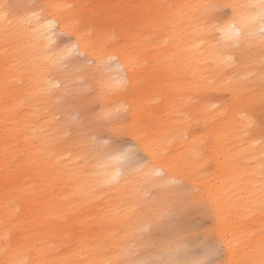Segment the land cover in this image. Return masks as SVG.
<instances>
[{"label":"bare ground","instance_id":"1","mask_svg":"<svg viewBox=\"0 0 264 264\" xmlns=\"http://www.w3.org/2000/svg\"><path fill=\"white\" fill-rule=\"evenodd\" d=\"M217 1L177 0L169 14L171 40L151 46L157 24L153 14L166 17L167 7L161 0H140L148 5L141 8L143 27L134 30L132 49L119 53L105 49L100 39H90L79 26H70L54 13L30 19L35 12L24 0H12V9H0V264H147L150 257L157 261L169 255L189 260L193 242L180 228L156 244L150 243L151 233L146 232L147 226L165 219L168 207L180 204L181 188L172 182H183L188 173L190 185L200 188L188 196L190 201L198 199L213 218L210 232L223 244V264H259L264 259V161H260L264 129L255 126L250 104L257 94L264 97V45L256 39L233 47L217 27L221 22H238L243 6L257 0H222L230 14L213 17ZM49 21L71 33L70 49L85 54L97 66L118 56L131 83L145 60L174 68L173 75L175 67L189 71L191 85L174 77L165 84H172L180 94L193 89L194 112L204 119L214 142L200 136L183 144L181 134H173L175 126L161 122L151 132L142 131L134 123L140 112L134 103L130 108L133 136L146 162L131 174L117 155L94 148L85 135L69 140L62 122L40 124L28 111L41 103L51 107L54 86L59 84L52 70L60 64L50 55L48 42V37L53 40V28L44 27ZM144 30L148 33L142 36ZM116 82L111 85L115 93L124 88L126 79L117 76ZM219 88L236 98L223 130L215 127L214 105L204 95ZM244 94L246 100H242ZM12 95L14 104H5ZM170 100L179 106L177 100ZM172 112L181 117L174 124L190 116ZM111 113L112 109L103 108L101 116L109 118ZM228 144L256 164L247 169L231 164L232 157L221 150ZM210 166H215L223 189L216 185ZM116 173V181L108 183ZM248 180L254 188L251 194L227 195L229 186Z\"/></svg>","mask_w":264,"mask_h":264},{"label":"rangeland","instance_id":"2","mask_svg":"<svg viewBox=\"0 0 264 264\" xmlns=\"http://www.w3.org/2000/svg\"><path fill=\"white\" fill-rule=\"evenodd\" d=\"M6 4L11 6L12 0H5ZM29 7L34 9L35 13L40 14V18L48 17L51 13L61 17L62 21L66 19L70 26H79L83 29V34L90 39H100L104 44V48L119 52H127L132 49L135 39L134 30L140 25L143 27V17L145 14L141 12L142 4L140 0H24ZM177 0H161L166 6L165 11L168 16L162 17L160 12L152 20L157 21L152 45L158 41H170L172 38L173 26L170 24L169 14L176 9ZM214 13L222 17L230 14V7L226 2L218 0L214 3ZM162 7V6H161ZM13 8L12 6L10 7ZM161 11V10H160ZM151 31V28L150 30ZM91 32H93L91 34ZM148 31L144 30L141 35H147ZM51 35L53 40L51 43V52L53 60L58 62L60 66L58 70H52L55 73V79L59 84L54 86V99L51 107H46L41 103L36 108H31L28 113L36 115L42 123H53L58 125L60 122L64 125L65 135L70 140L79 134L85 135L93 141L94 148H102L109 155L111 152L117 157L125 149L129 147L135 148V156L133 159L121 160L125 172L134 174L146 162L145 156L137 149L133 136L132 117L130 108L134 103L140 107V112L135 117L134 123L145 132H151L157 122L161 125L175 126L173 134H181L183 144H190L194 138L200 136L205 137L208 141L214 142L213 136L206 130V122L202 117H198L195 112V104L197 101L193 89L187 92L176 91L172 84L166 85L165 82L171 83L173 77L179 82L183 81L187 85H191V73L183 71L179 67H175L177 72L173 75V69H167L160 66H153L151 60H145L136 70L132 83L129 80L128 70L120 65L119 57L109 60L107 58L101 66L89 59L85 54L72 50V54L61 59L62 50L70 49L74 42V37L67 31H61L58 27H53ZM167 35V37H165ZM154 52V51H153ZM134 66V65H133ZM173 76H170L169 74ZM117 76L126 79L124 88L115 93L111 90V85L119 84L116 82ZM19 86L21 81L18 82ZM214 105L215 119L214 125L218 130L224 129V122L228 118L230 107L236 102V98L222 88L213 92L204 94ZM14 96L7 98L5 104H14ZM247 94L242 96V100H246ZM172 100H177L179 106L174 107ZM149 104V105H146ZM250 104L253 106L252 115L256 120L255 126L261 131L264 129V97L257 94ZM103 108L112 109L109 118H103L101 111ZM173 110L190 116L187 121L174 124L181 117L176 116ZM27 109L23 108V113ZM170 128L169 130L171 131ZM264 132V131H263ZM227 133V131L225 132ZM262 135V132H261ZM74 136V137H73ZM263 143L264 144V135ZM228 144L221 150L228 153L231 158V164H236L239 169L248 168L255 161H249L245 157L236 152V148ZM119 153V154H117ZM264 155V154H263ZM244 158V160H243ZM264 161V156L260 159ZM212 159L211 166L214 164ZM122 164V163H121ZM209 167L211 176L216 177L217 186L222 185L218 182L219 178L214 172V168ZM187 177L180 181H173L172 186H179L181 194L178 198L180 204L177 207H168L165 211V219L159 220L152 225L147 226L146 232L151 233V244H156L169 234L179 228L184 234H189V241L192 239L193 247L190 251L189 260L212 259L214 264H223L226 259V252L217 256L206 257L204 254V244L211 242L217 246L223 244L216 234H212L210 230L214 226L212 217L206 214L202 203L197 199L190 201L188 194L190 192H199V187H192ZM2 177H0V193L2 192ZM244 181V179H243ZM240 181L236 186H229L227 195L235 198L238 192L241 196L251 194L254 191L253 185L248 180L246 183ZM230 190V191H229ZM60 191H58L59 193ZM149 194L152 195L150 192ZM228 198V197H227ZM178 211L176 215L169 213ZM198 242H197V241ZM196 241V242H195ZM205 241V242H204ZM149 261H155L150 257Z\"/></svg>","mask_w":264,"mask_h":264},{"label":"snow or ice","instance_id":"3","mask_svg":"<svg viewBox=\"0 0 264 264\" xmlns=\"http://www.w3.org/2000/svg\"><path fill=\"white\" fill-rule=\"evenodd\" d=\"M11 6L6 3H0V9L7 10ZM244 14L239 17L238 22L218 24L220 35L222 38L230 43L233 47H241L242 43L245 41L256 40L258 39L262 45H264V0H257L255 3H251L243 6ZM40 14L34 13L32 18H37ZM257 25L259 28L257 30ZM46 29H51L53 27H58L55 21H49L45 26ZM48 42L52 43V38L48 37ZM72 54L71 49L62 50L61 59H64ZM115 59V57H109V60ZM231 60V57L227 58ZM242 119H247V117L242 116ZM251 121H249V126H251ZM135 156V148L129 147L125 149L117 159L120 160H129L133 159ZM264 170V166H262ZM157 176H160V173H156ZM119 173H116L108 178L107 182L111 183L116 181ZM178 211L169 213V215H176ZM204 254L206 257L217 256L223 252V246H217L208 242L204 246ZM20 264H25L21 261ZM147 264H214L212 259H202L199 261H190L187 259H180L178 257L162 256L157 261H149ZM259 264H264V259H261Z\"/></svg>","mask_w":264,"mask_h":264}]
</instances>
